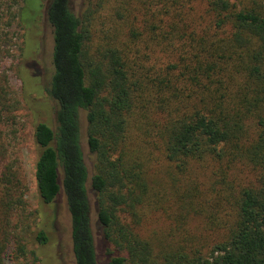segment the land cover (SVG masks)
I'll use <instances>...</instances> for the list:
<instances>
[{
  "label": "trees",
  "instance_id": "16d2710c",
  "mask_svg": "<svg viewBox=\"0 0 264 264\" xmlns=\"http://www.w3.org/2000/svg\"><path fill=\"white\" fill-rule=\"evenodd\" d=\"M75 4L41 0L54 109L33 131L36 190L45 204L63 198L74 264H99L88 182L106 264H264V0H82L79 13ZM207 167L214 179L201 189ZM23 194L4 166L0 264L26 253L10 227ZM151 211L166 224L143 233ZM36 240L47 242L44 231Z\"/></svg>",
  "mask_w": 264,
  "mask_h": 264
},
{
  "label": "rangeland",
  "instance_id": "374dc122",
  "mask_svg": "<svg viewBox=\"0 0 264 264\" xmlns=\"http://www.w3.org/2000/svg\"><path fill=\"white\" fill-rule=\"evenodd\" d=\"M25 1L0 0V92H4V103H7L0 123V142L4 147L0 171L4 166H9L20 181L24 206L11 213L10 227L13 235L23 238L26 248L24 256L16 261L6 260L4 264H74L70 220L64 200L59 196L55 202L45 204L40 200L35 186L34 164L38 148L33 140L34 127L37 122H53L54 102L45 90L52 72V33L45 15L39 14L41 0ZM75 7L79 13L82 0H76ZM86 125L85 112H82V143L91 174L94 159L86 144ZM236 174L242 180H248L251 176L250 171L241 166L237 167ZM213 179L209 167L206 171L200 170L197 178L202 184L201 189L210 185ZM87 186L92 199L97 258L99 264H106V250L109 247L97 222L95 195L90 190L89 182ZM161 215L158 211L149 212L141 231L150 233L160 230L166 224ZM187 227L197 232L198 224L189 221ZM39 230L47 236L44 244L36 240ZM15 244H9L11 255Z\"/></svg>",
  "mask_w": 264,
  "mask_h": 264
}]
</instances>
